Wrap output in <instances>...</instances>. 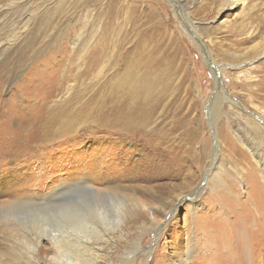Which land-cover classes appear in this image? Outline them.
Here are the masks:
<instances>
[{"label": "rangeland", "instance_id": "1", "mask_svg": "<svg viewBox=\"0 0 264 264\" xmlns=\"http://www.w3.org/2000/svg\"><path fill=\"white\" fill-rule=\"evenodd\" d=\"M108 1L103 0V5ZM128 1H117L123 9L120 20L128 16L125 9ZM133 1L136 12L129 15L131 21H141L143 10L150 13L147 24L160 29L159 37L164 47H169L173 72L178 70L173 79L180 83L179 95L176 98L169 95L166 111L156 115V121L165 132L173 123L182 124L180 130L171 133L172 142L163 144L133 133L120 136L113 128L99 126L91 130L77 128L71 135L53 140L54 144L41 141L38 130L44 114H37L36 108L46 92L47 81L40 83V77L38 81L28 76L32 62L25 63L17 74L4 79L0 90V135L2 130L13 134L20 118L21 124L25 123L21 139L6 141L0 137V154L6 149L0 156V206L18 198L48 205L53 203L59 187L61 192L66 191L65 195L84 194V186L74 188L68 184L76 180L81 185L92 184L105 190L120 188L147 207L135 209L137 216L126 220L115 234L109 233L110 239L106 236L90 241L100 259L94 264H179L172 250L174 245H180L177 235L186 239V218L193 204L187 197L197 195L200 214L212 208L218 211L221 204L220 219L225 222L218 228L215 226L212 235L226 240L229 257L235 256L233 252L241 247L247 252L245 264H264V0ZM55 2L21 0L19 12L8 5L5 9L8 13L1 17V22L6 23L1 27L4 45L13 34L16 20L17 27L21 25L22 45L27 31L34 26V16ZM94 16L87 19V25L81 16L69 23L70 39L74 40L81 30L82 44L97 35L98 27L95 29L94 25L98 20ZM197 36L205 42L199 43ZM14 46H9L7 59L13 58ZM205 52L220 67V80L227 93L217 89L216 73ZM71 62L74 58L65 59L63 68L67 69L66 64ZM65 73L63 86L61 82L57 86L59 90L62 88L60 95L66 93L65 86L72 82L69 80L72 75ZM57 76L62 79V71ZM13 96L15 99H11ZM20 100L18 110L16 102ZM15 142L21 147L15 148ZM11 150L15 153H10ZM224 194L228 201L209 200ZM180 198L186 200L158 234L153 227L168 217ZM221 200L226 202L225 206ZM15 210L27 217L26 207L17 206ZM204 238L197 243L196 255L203 251ZM46 244L43 240L41 245Z\"/></svg>", "mask_w": 264, "mask_h": 264}, {"label": "bare ground", "instance_id": "2", "mask_svg": "<svg viewBox=\"0 0 264 264\" xmlns=\"http://www.w3.org/2000/svg\"><path fill=\"white\" fill-rule=\"evenodd\" d=\"M117 1L120 0H109L103 5V0H56L53 6L34 16V26L29 32L27 31V39L22 45L21 25L17 27L19 23L17 20L13 34L11 37L8 36L6 41L8 43L4 45L1 27L6 23H2L1 20L8 13L5 9L9 5L14 12L21 11V0H7V2L0 0V24H2L0 57L5 55L0 58V90L4 79L13 77L20 71L21 66L32 62L33 66L29 68L28 76H33L38 81L40 77V83L43 80L47 81L46 92H43V99L36 108L37 114H44L41 128L38 130L41 131L39 134L41 141L48 140L54 144L53 140L62 136L67 137L77 128L91 130L99 126L113 128L120 136L133 133L156 144H163L170 141L169 138H173L171 133L175 129L180 130L182 124L173 123L169 130L163 131V125L157 123L155 117L166 111L169 95L172 94L176 98L181 90L180 83H175V77L173 79V74L178 70L173 72L172 59L168 55L169 47H164V41L159 37L162 32L147 24L150 13L144 10L139 17L141 21L134 19L131 21L129 15L136 10L133 0H127L125 9L128 16L120 20L123 9L117 5ZM80 16L86 19L85 24L87 19L93 16L98 20L94 25L95 29L98 27L97 35L94 34L85 44H82L83 30L76 34L74 40L70 39L68 24L76 17V20H79ZM28 23L26 27H30ZM70 41L71 45H69ZM198 41L205 42L200 37ZM13 45H15L12 49L14 56L12 59H7L8 48ZM43 52L46 53L43 55ZM72 58L74 62L66 64L67 69H64V60H72ZM207 60L216 73L217 89L227 93L220 80V67L216 66L211 58L208 57ZM74 63L76 65H73ZM60 71H62V79L57 76ZM65 72L72 75L69 78L72 82L65 86L66 93L60 95L62 88L59 90L57 86L67 79ZM25 79L27 80L24 78V81ZM11 99H15V96ZM16 103L18 107L16 108L20 110L21 100ZM18 113L20 114L21 111ZM25 119L26 117H23V120ZM17 124L14 129L16 133L15 131L13 134L5 133V130H2L1 140L21 139V130L25 123L21 124L20 118ZM101 131L104 132L102 129ZM17 144L15 142V148H20L21 144ZM5 145L3 147L7 148ZM4 152L1 151L0 156H3ZM12 152L14 150L10 151ZM68 184L74 188L78 185L84 186V194L65 195L66 191L61 192L59 187L55 190L53 203L49 202L48 205L35 204L31 199L21 200V198L15 202L1 203L0 264H94L100 259L97 248L90 241L95 238L103 240L106 236L110 239L109 233L115 234L123 227L126 220L129 221L133 216H137L135 209H143L146 206L144 202L120 188L105 190L92 184L81 185L78 180ZM73 190L72 188L69 191ZM184 198L174 203L168 217L153 227L157 228L158 234L170 224L183 200H186ZM187 198L191 199L190 202L192 201L193 204L186 218V239L177 235L178 243L182 247L174 245L172 250L174 253L172 256L177 263L245 264L247 252L237 247L233 252L236 255L230 258L229 252L225 251L226 240L223 242V239H217L212 235L214 227L218 228L225 222L224 219H220L221 204L218 205V211L212 208L200 214L197 210V195ZM217 198L229 200L225 194L217 197L214 195L209 197V200L213 201ZM222 204L225 206L226 202ZM17 206L26 207L27 217L16 212ZM213 215L215 218H212ZM245 221L244 219L243 222ZM204 236L205 243L201 242L203 244L201 251H203L196 255L197 243ZM43 240L47 241L46 246L41 245ZM206 259L211 262H204Z\"/></svg>", "mask_w": 264, "mask_h": 264}]
</instances>
